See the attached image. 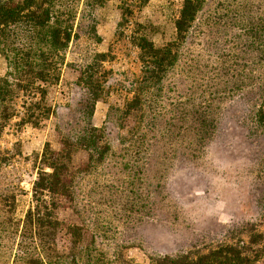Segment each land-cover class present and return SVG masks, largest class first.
Here are the masks:
<instances>
[{"label":"rangeland","instance_id":"1","mask_svg":"<svg viewBox=\"0 0 264 264\" xmlns=\"http://www.w3.org/2000/svg\"><path fill=\"white\" fill-rule=\"evenodd\" d=\"M122 2L131 12L125 21ZM135 2L110 0L92 19L78 18V37L52 93L59 122L51 116L40 128L12 126L0 138V152H10L0 168V207L15 196L13 216L22 220L40 170L51 172L41 162L45 147L60 152L61 133L75 136L82 129L83 94L74 85L79 69L101 53L105 60L96 79L104 82V93L90 122L106 136L100 146L107 142L110 150L102 156L72 154V169L62 180L69 197L58 196L59 246H67L69 227L81 226L83 247L148 264L157 256L247 241L245 231L252 226L262 231L264 216V130L252 116L264 101V0H206L190 27L189 43H176V64L157 86L142 88L141 109L127 116L133 84L139 87L144 76L131 37L141 24L151 26L148 37L156 47L172 44L182 4ZM230 65L226 88L233 90L227 95L232 100L214 111L210 77L228 72ZM5 68L0 57V76ZM16 244L17 239L13 249ZM11 251V242L5 252L0 249V264H10Z\"/></svg>","mask_w":264,"mask_h":264},{"label":"trees","instance_id":"2","mask_svg":"<svg viewBox=\"0 0 264 264\" xmlns=\"http://www.w3.org/2000/svg\"><path fill=\"white\" fill-rule=\"evenodd\" d=\"M108 1L0 0V57L6 67L4 75L0 76V138L12 126L17 130L25 126L40 128L51 116H55L59 122V106L53 102L52 93L60 82L62 69L67 66L68 50L78 37L76 22L80 16L82 19H92L94 13ZM147 2L136 0L135 3L140 7ZM205 2L182 0L178 18L174 22L176 34L172 44L156 47L148 37L151 26L137 25L131 42L139 51L144 76L140 81L142 84L139 83L140 89L133 84V98L124 106L127 116L141 109L142 88L157 86L176 64L179 57L177 46L179 43H189L190 27L197 20L196 15L201 12ZM120 9L122 21H125V17L131 15L129 7L123 4ZM93 30L90 25V31ZM242 52L246 54L247 51ZM104 60L105 55L98 53L79 69L74 86L83 94L82 108L78 111L84 124L75 136L61 133L60 152L52 153L45 147L41 162L51 172L40 170L32 188L31 205L22 220L13 216L17 206L15 196L9 206L4 204V208L0 207V249L2 253L5 252L11 242L13 253L10 264H136L128 260L120 261L119 258L110 259L91 245L83 247L81 226L69 227L67 246L61 248L58 242L63 226L58 217V196L69 197L68 185H64L62 180L72 169V154L83 150L90 157L93 154L102 156L110 150L107 142L100 146L101 142L106 141V136L90 122L95 102L104 93V82L96 79L98 65ZM231 67L228 66V72L222 75L217 72L210 77L209 94L212 101H217L214 111L218 105L232 100L227 95L233 90L226 88ZM221 68V65L215 67L217 70ZM203 74H207V71ZM200 79L203 81V75ZM250 79L257 81L259 78ZM240 82L244 83L242 80ZM254 85L261 86L256 82ZM235 87L243 91V88ZM256 89L261 92L259 88ZM252 116L255 127L264 130V101L257 105ZM213 133L214 129H211L209 135ZM9 153L0 152V168L8 164ZM245 232L248 233L247 241L217 244L203 253L190 251L174 256H157L150 258L148 264H259L264 256V216L262 231L252 226ZM16 239L17 244L13 249Z\"/></svg>","mask_w":264,"mask_h":264}]
</instances>
